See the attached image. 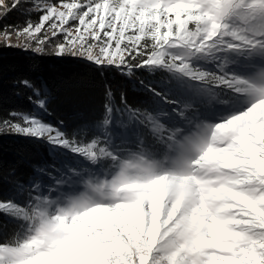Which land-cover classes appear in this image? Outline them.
<instances>
[{
	"label": "snow or ice",
	"instance_id": "6c2138e0",
	"mask_svg": "<svg viewBox=\"0 0 264 264\" xmlns=\"http://www.w3.org/2000/svg\"><path fill=\"white\" fill-rule=\"evenodd\" d=\"M23 4L38 21L5 26L3 46L42 55L62 36L55 55L150 76L143 105L107 88L71 133L0 122L79 158L0 170V264H264V0H0V18ZM15 83L47 112L46 88Z\"/></svg>",
	"mask_w": 264,
	"mask_h": 264
},
{
	"label": "trees",
	"instance_id": "16d2710c",
	"mask_svg": "<svg viewBox=\"0 0 264 264\" xmlns=\"http://www.w3.org/2000/svg\"><path fill=\"white\" fill-rule=\"evenodd\" d=\"M29 6L23 4L21 9L0 18V30L9 25L23 27L28 20L37 22L38 12L24 11ZM62 39V36L54 39L42 55L0 44V122L10 119L12 112L35 113L43 122L71 133L85 124L94 125L102 118L107 88L111 89L117 106L121 94L134 106L145 103L139 82L150 74L137 71L128 76L115 68L97 66L85 58L55 55L53 45ZM23 77L46 88L47 112L29 101L28 97L32 95L29 90L16 85V80ZM116 142L120 143V140ZM65 157L79 159L64 149L54 152L45 140L0 134V170L5 174L15 169L17 177L28 178L37 168L51 170L54 166L59 169ZM52 174L56 175L55 172ZM10 179L5 175L0 180V189L6 191ZM13 227L0 218V232L11 233Z\"/></svg>",
	"mask_w": 264,
	"mask_h": 264
},
{
	"label": "rangeland",
	"instance_id": "374dc122",
	"mask_svg": "<svg viewBox=\"0 0 264 264\" xmlns=\"http://www.w3.org/2000/svg\"><path fill=\"white\" fill-rule=\"evenodd\" d=\"M12 42L13 43L17 42V38L15 36L13 37V41Z\"/></svg>",
	"mask_w": 264,
	"mask_h": 264
}]
</instances>
